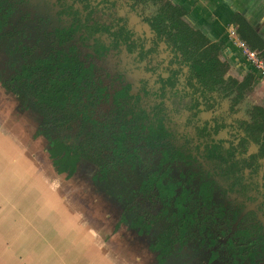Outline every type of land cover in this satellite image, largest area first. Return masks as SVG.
<instances>
[{
  "label": "trees",
  "instance_id": "1",
  "mask_svg": "<svg viewBox=\"0 0 264 264\" xmlns=\"http://www.w3.org/2000/svg\"><path fill=\"white\" fill-rule=\"evenodd\" d=\"M23 3L0 0V84L7 95L17 98V111L35 126V137L46 141L55 171L70 179L86 166L97 167L93 184L120 208L119 228L126 226L147 237L156 264H166L186 246L208 264L263 261L264 239L240 237L254 231L251 226H240L227 243L219 242L227 238L238 213L224 209L219 200L223 195L219 202L214 200L203 172L185 179L171 165L164 170L155 163L150 150L158 145H149L145 126L136 122L138 114L125 111L118 102L127 98L130 86L114 94L110 110L103 108L110 99L108 88L96 75L93 56L83 55L73 37L75 25L58 29L53 37L40 28V21L33 23L29 13H22ZM131 7L170 48L173 62L180 66L173 77L186 68L188 86L195 94L210 103L230 100L232 115L241 111L257 75L250 73L242 81L228 76L231 66L220 58L224 46L190 26L184 7L170 0H133ZM235 22L240 37L264 58L261 37L242 16ZM124 30L115 37L128 35ZM165 83L173 86L176 81H164L162 92ZM128 113L134 116L132 121L127 120ZM239 122L248 136L242 148L246 151L251 142L260 151L251 159L264 158V106L253 103ZM149 134H157L154 123ZM209 147V160L217 169L231 161L229 172L235 174L237 167L248 164L246 159L237 160L236 149Z\"/></svg>",
  "mask_w": 264,
  "mask_h": 264
},
{
  "label": "flooded vegetation",
  "instance_id": "2",
  "mask_svg": "<svg viewBox=\"0 0 264 264\" xmlns=\"http://www.w3.org/2000/svg\"><path fill=\"white\" fill-rule=\"evenodd\" d=\"M23 1L22 13H29L33 23L40 21V28L53 37L58 29L69 30L75 25L73 37H77L83 55L93 56L96 75L108 88L106 94L110 95V99L103 106L105 110H110L111 104H114L116 92L130 86L127 98L118 102L126 108L125 111L133 110L138 114L136 122L145 126L149 145H158V148L153 146L150 150L157 165L162 164L164 170L171 165L172 170L184 175L185 179L203 172L207 189L216 196L214 200L219 202L218 196L223 195L219 200L224 209L238 213L227 238L219 239L221 244L235 236L240 226L254 229L240 233V237H255L259 241L264 239V158L251 159L260 152L259 146L251 142L246 151L242 148L243 140L248 139L239 122L245 117V114L241 115L242 109L232 115L230 100H221L220 97L218 102L211 101L213 107H210V101L189 88L186 68L173 77L174 70L180 66L173 62L170 48L159 41L157 33L132 10L128 0ZM126 2L130 7L129 12L149 27L151 39L139 35L131 19L126 20V16L118 11ZM121 30L128 35L123 34V38L117 39L115 35ZM131 44L135 47L130 48ZM163 49L169 53L164 73L159 71L164 64ZM169 79L176 83L169 86L166 82L167 87L162 92L163 82ZM226 103L229 104L227 110L224 108ZM126 116L128 121L134 118L129 113ZM152 123L155 124L156 136L149 134ZM213 144H221L226 151L236 149L237 160L246 159L248 164L237 167L235 174L229 172L231 161L217 169L209 160V146ZM94 170L92 184L98 168ZM260 248L261 244L257 243V249ZM185 250H191L199 264H208L192 246H186L179 254ZM259 264H264V260Z\"/></svg>",
  "mask_w": 264,
  "mask_h": 264
},
{
  "label": "crops",
  "instance_id": "3",
  "mask_svg": "<svg viewBox=\"0 0 264 264\" xmlns=\"http://www.w3.org/2000/svg\"><path fill=\"white\" fill-rule=\"evenodd\" d=\"M170 1L187 10L184 20L190 26L224 46L220 58L231 66L228 76L242 81L253 73L230 32H239L235 18L242 16L264 41V0ZM256 77L255 92L249 96L260 95L254 104L264 106V87ZM2 121L0 108V264H132L128 257L118 261L117 247L105 245L86 224L91 219L82 213L79 190L70 203L67 185L53 183L45 157L27 152L15 134H4ZM46 156L55 171L48 152Z\"/></svg>",
  "mask_w": 264,
  "mask_h": 264
},
{
  "label": "rangeland",
  "instance_id": "4",
  "mask_svg": "<svg viewBox=\"0 0 264 264\" xmlns=\"http://www.w3.org/2000/svg\"><path fill=\"white\" fill-rule=\"evenodd\" d=\"M128 1L131 6L133 0ZM128 7L129 5L126 2L125 6L119 8L118 11H120L123 16H126V20H129V18L131 19L133 28L138 31L139 35L143 38L151 39L152 37L150 38L151 32L149 27L142 24L141 20L138 19L136 15L129 12L130 7ZM163 56L164 64L159 67V71L164 73L166 71L168 63L167 59L169 56V53L165 49H163ZM261 84L263 85L262 87H264V82L261 81ZM0 89L3 91V93H0V108H2L4 134H15L25 146L27 152H36V157H39L41 160L45 157L43 160L44 166L46 169H50L53 183L57 180V184L67 185V194L70 203V198L75 199L80 192L83 201V208L81 209L82 213H85L84 215H87L91 219L86 224L92 226L100 239L104 240L105 245L117 247V252H119L117 255L118 261H122L123 257H128L127 260H130L132 264H156L155 255L149 249V239L141 237L132 229H127L126 226L119 228L121 214L120 208L99 193L94 185L92 186L91 179L96 171L94 170L95 167L89 165L85 167V170H81L70 179H66V177L61 175L58 179V174L50 168V161L46 156V141L41 138L37 139L35 137V126L21 117L18 113L17 98L7 95L1 84ZM261 91L264 92V88H261L260 92ZM252 95L248 96L244 102L241 115H244L246 110L254 102L258 101L260 95L256 93L255 95ZM228 105V103L224 104L226 110L228 109ZM209 115L210 114L207 116ZM229 137L232 136L229 135ZM43 161L41 162L43 163ZM76 189L79 190V192ZM196 257L197 256L191 250H185L172 257L167 264H199Z\"/></svg>",
  "mask_w": 264,
  "mask_h": 264
},
{
  "label": "built area",
  "instance_id": "5",
  "mask_svg": "<svg viewBox=\"0 0 264 264\" xmlns=\"http://www.w3.org/2000/svg\"><path fill=\"white\" fill-rule=\"evenodd\" d=\"M231 39L233 43L241 51L251 69L257 74L262 82H264V58L260 51L253 49L246 41H244L237 30H231Z\"/></svg>",
  "mask_w": 264,
  "mask_h": 264
},
{
  "label": "bare ground",
  "instance_id": "6",
  "mask_svg": "<svg viewBox=\"0 0 264 264\" xmlns=\"http://www.w3.org/2000/svg\"><path fill=\"white\" fill-rule=\"evenodd\" d=\"M9 162H10V161H9ZM14 172H15V171H14ZM2 197H3V196H2ZM34 202H35V201H34ZM47 214H48V213H47ZM44 221H45V220H44ZM42 223H43V222H42ZM45 223H46V222H45ZM44 231H45V230H44ZM45 233H46V232H45ZM75 233H76V232H75ZM5 237H6V235H5ZM5 237H4V238H5ZM56 240H57V239H56ZM37 241H38V240H37ZM43 241H44V240H43ZM49 241H50V240H49ZM57 241H58V240H57ZM79 241H80V240H79ZM62 242H63V241H62ZM62 242H60V243H62ZM45 243H46V242H45ZM63 243H64V242H63ZM63 243H62V244H63ZM66 243H67V241H66ZM79 243H80V242H79ZM46 244H47V243H46ZM58 244H59V243H58ZM57 247H58V246H57ZM58 249H59V248H58ZM41 250H42V249H41ZM41 250H40V251H41ZM56 250H57V248H56ZM0 251H1V250H0ZM36 253H37V252H36ZM55 253H56V252H55ZM55 253H54V254H55ZM37 254H38V253H37ZM26 255H27V254H26ZM26 255H25V256H26ZM55 255H56V254H55ZM51 256L53 257V255H51ZM54 258H55V257H54ZM44 260L47 261L46 259H44ZM44 260H43V261H44ZM43 261H42V262H43ZM53 261H55V260L53 259ZM20 262H21V261H20ZM51 263H52V262H51ZM47 264H48V263H47Z\"/></svg>",
  "mask_w": 264,
  "mask_h": 264
}]
</instances>
